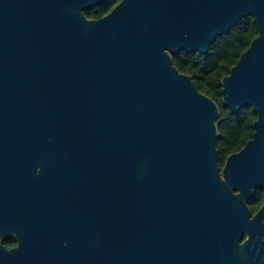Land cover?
I'll return each mask as SVG.
<instances>
[{"label": "water", "instance_id": "1", "mask_svg": "<svg viewBox=\"0 0 264 264\" xmlns=\"http://www.w3.org/2000/svg\"><path fill=\"white\" fill-rule=\"evenodd\" d=\"M105 1L0 0V264H264V0L85 16ZM248 16L222 93L258 118L221 169L219 106L172 55Z\"/></svg>", "mask_w": 264, "mask_h": 264}, {"label": "trees", "instance_id": "2", "mask_svg": "<svg viewBox=\"0 0 264 264\" xmlns=\"http://www.w3.org/2000/svg\"><path fill=\"white\" fill-rule=\"evenodd\" d=\"M121 0H106L94 9L84 11L88 19H99L108 14ZM259 35L258 26L251 16L241 19L238 24L223 35H218L210 45L207 54L182 50L172 55L180 72L190 75L199 91L211 97L219 106L220 117L217 124L218 163L223 169L227 158L239 152L253 138L254 122L258 118L252 106H245L233 112L223 100V78L230 74L241 54ZM264 203V189H258L249 200V208L254 215ZM4 244L11 246L10 240Z\"/></svg>", "mask_w": 264, "mask_h": 264}, {"label": "flooded vegetation", "instance_id": "3", "mask_svg": "<svg viewBox=\"0 0 264 264\" xmlns=\"http://www.w3.org/2000/svg\"><path fill=\"white\" fill-rule=\"evenodd\" d=\"M4 240H10L11 241V246L7 247L4 244ZM2 243L7 249H14V248H16L18 246V240L16 239V237L14 235L10 236V237H3L2 238Z\"/></svg>", "mask_w": 264, "mask_h": 264}]
</instances>
